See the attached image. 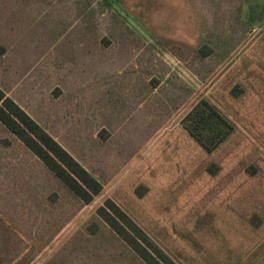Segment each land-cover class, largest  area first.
I'll use <instances>...</instances> for the list:
<instances>
[{
  "label": "rangeland",
  "instance_id": "rangeland-1",
  "mask_svg": "<svg viewBox=\"0 0 264 264\" xmlns=\"http://www.w3.org/2000/svg\"><path fill=\"white\" fill-rule=\"evenodd\" d=\"M0 90L102 184L0 124V264H148L107 198L159 264H264V0H0Z\"/></svg>",
  "mask_w": 264,
  "mask_h": 264
},
{
  "label": "trees",
  "instance_id": "trees-1",
  "mask_svg": "<svg viewBox=\"0 0 264 264\" xmlns=\"http://www.w3.org/2000/svg\"><path fill=\"white\" fill-rule=\"evenodd\" d=\"M208 48L199 49L202 57ZM212 110V108H209ZM0 124L16 137L61 183L82 203L89 204L102 191V184L46 129L34 122L21 108L0 90ZM96 216L148 264H159L153 256V245L142 229L110 198L95 209ZM98 224L90 223L88 230L96 233ZM162 263H169L166 256Z\"/></svg>",
  "mask_w": 264,
  "mask_h": 264
}]
</instances>
